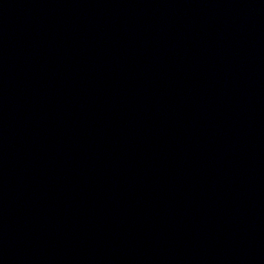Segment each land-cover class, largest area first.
Returning <instances> with one entry per match:
<instances>
[{"label": "water", "instance_id": "95a60500", "mask_svg": "<svg viewBox=\"0 0 264 264\" xmlns=\"http://www.w3.org/2000/svg\"><path fill=\"white\" fill-rule=\"evenodd\" d=\"M0 264H264V0H0Z\"/></svg>", "mask_w": 264, "mask_h": 264}]
</instances>
